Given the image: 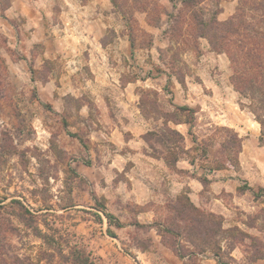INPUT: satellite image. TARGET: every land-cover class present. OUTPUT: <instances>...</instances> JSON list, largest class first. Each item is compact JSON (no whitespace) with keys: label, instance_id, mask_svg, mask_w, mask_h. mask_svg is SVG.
<instances>
[{"label":"rangeland","instance_id":"374dc122","mask_svg":"<svg viewBox=\"0 0 264 264\" xmlns=\"http://www.w3.org/2000/svg\"><path fill=\"white\" fill-rule=\"evenodd\" d=\"M255 1L0 0L2 264H63L58 249L70 248L107 264L117 248L151 249L156 257L163 247L190 255L184 264H202L199 254L206 251L218 253V264L264 263V206L246 220L258 236L238 227L213 234L207 229L219 228L221 216L200 212L212 219L201 226L187 219L190 208L179 214L173 207L189 204V175L222 166L210 161L211 147L215 158L226 155L239 168L241 138L218 122L219 112L235 117V106L256 117L232 82L229 55L201 33L203 22H226L240 6L258 15ZM214 92L217 97L201 96ZM184 105L196 110L194 123L183 141H173L196 166L187 171L165 160L170 171L156 178L154 199L129 206L124 186L133 183L131 162L115 144L131 130L141 132L128 113L139 115L141 108L149 131L158 132L148 135L151 154L172 157L162 135L177 129L169 119L188 118L178 108ZM146 210L155 212L151 223L138 219ZM106 213L122 226L110 224ZM37 229L54 237L53 247ZM235 246L244 254L231 256Z\"/></svg>","mask_w":264,"mask_h":264},{"label":"crops","instance_id":"0c3cea01","mask_svg":"<svg viewBox=\"0 0 264 264\" xmlns=\"http://www.w3.org/2000/svg\"><path fill=\"white\" fill-rule=\"evenodd\" d=\"M130 86L131 82L127 83L125 89L130 91ZM202 95L217 97L215 92L212 94L203 93ZM200 109H205L203 103ZM233 111L236 113L235 117H232L231 112L229 114L227 112H219L218 122L224 126L234 128L241 138L242 148L239 153V168L237 169L233 165L203 168L201 173L188 176L187 186L189 189L187 192L190 201L196 207L222 217L221 228L223 230L238 227L248 234L258 236L260 234L258 227L255 224H249L246 220L260 206H264V196L260 195L257 197L255 194L258 188H264V145L260 142L262 128L254 116L240 107L237 110L234 106ZM139 113V115L135 113L133 115L128 113V115L131 127L134 124L138 125L137 128L141 132L134 133L131 130L132 135H129L128 138H123L117 143L114 142L119 147H125V152L120 154V156L126 163L131 162L127 173L133 183L128 187L124 186L128 194L127 198H129L127 204L141 207L154 199L157 191L155 184H158L156 178L163 176L166 171L170 170L164 157H157L151 154L149 144L143 137L150 130L148 127L149 123L141 112V108H139ZM189 125L188 123H178L175 124V127L184 137H187ZM186 149H190V146H187ZM210 149L212 150V147ZM210 149L208 151L211 156L210 161L218 162V159L213 156L214 154H212ZM177 166L182 170L190 171L196 164L190 161L189 158H180ZM243 185H247L249 188L241 190ZM169 190L172 193L177 192L175 187H170ZM238 211H240L241 217L237 216ZM233 213L236 214V218L232 215ZM154 214L153 210L142 211L138 214V219L140 222L151 223L154 221ZM206 252V254H199L201 257L199 261L202 264H218L219 255L209 251ZM239 254L243 255L244 253L238 246H235L230 253L233 257H237ZM156 255V257L153 255L151 249L136 248L133 252L127 253L117 248L112 259L107 264H184L189 256L181 258L175 252L164 247L159 249ZM251 264H258V262L254 261Z\"/></svg>","mask_w":264,"mask_h":264},{"label":"trees","instance_id":"16d2710c","mask_svg":"<svg viewBox=\"0 0 264 264\" xmlns=\"http://www.w3.org/2000/svg\"><path fill=\"white\" fill-rule=\"evenodd\" d=\"M190 2L192 0H186ZM255 5L251 10L259 12L258 15L249 14L243 6H240L237 13L233 15V17L223 23H219L215 21L216 19H212L210 22H203V30L201 33L202 37H207L211 43V45L218 49L220 52H226L231 60L233 75L232 82L236 88V90L243 96L247 97L250 101V109L255 115L257 121L262 126V133L260 135V141L264 144V28L255 26V21L257 23H264V2L262 0H256ZM264 26V25H263ZM252 31L254 33H252ZM236 38V39H235ZM252 40L250 41L249 39ZM261 41V42H260ZM181 111H188L187 119H169L168 121H173L175 123H190L192 126L194 123V114L196 110L188 105L178 106ZM171 134L168 137H164L162 135L163 140L167 141V149L172 154V157L161 156L164 157L166 162L169 165H176L177 162L182 158L181 155L175 150V142L173 139L184 140V135L178 131L177 129L169 128ZM236 139L240 140L238 133L235 131ZM149 136L158 135V132L155 130L148 131L143 137L148 142ZM241 143V140H240ZM242 145H240L239 153L241 151ZM230 147L225 145L224 153L226 154V150L229 151ZM225 156V160L223 157L217 156L218 161L222 162V166L228 165V159ZM249 188V186H242L241 190H245ZM264 190V188H261ZM257 197L260 194H256ZM188 205H179L175 204L173 207L176 211L180 212L184 208H190L193 211L192 216L189 219L192 224L196 223L201 226L209 223L208 221L212 220L207 218L205 214L200 213L203 212L202 209L196 207L188 198ZM17 202V200L13 201ZM19 202V201H18ZM188 206V207H185ZM26 212H29L28 209L22 206ZM30 213V212H29ZM195 213V214H194ZM210 215H215L213 213H209ZM108 221L110 224L114 221V216L111 213H106ZM183 216V215H182ZM181 216V217H182ZM180 217V215H179ZM203 217H206L204 219ZM216 223L217 228L207 229L213 231V234H219V232H223L224 230L221 228L222 226V217ZM117 226H122L120 221H118ZM174 232L176 235H180V232H175L172 229L167 228V231ZM38 236L48 245L54 246L56 243L54 237H52L48 233L42 232L41 229H37ZM112 232V231H111ZM244 232V231H243ZM207 233V232H206ZM210 233V232H209ZM58 254H61L64 258L63 264H99L95 261L91 254L88 253L83 248H70L68 252L65 253L64 249H58ZM204 251V250H203ZM218 255V253H216ZM177 255L181 258L186 257L187 255H183L180 252H177ZM190 256V255H189ZM188 256V257H189ZM0 260H2V256L0 254ZM2 264V261H0ZM62 264V263H59Z\"/></svg>","mask_w":264,"mask_h":264}]
</instances>
